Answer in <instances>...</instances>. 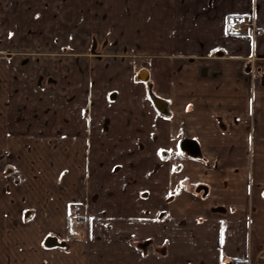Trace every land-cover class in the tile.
Segmentation results:
<instances>
[{
  "label": "crops",
  "instance_id": "1",
  "mask_svg": "<svg viewBox=\"0 0 264 264\" xmlns=\"http://www.w3.org/2000/svg\"><path fill=\"white\" fill-rule=\"evenodd\" d=\"M0 264H264V0H0Z\"/></svg>",
  "mask_w": 264,
  "mask_h": 264
},
{
  "label": "built area",
  "instance_id": "2",
  "mask_svg": "<svg viewBox=\"0 0 264 264\" xmlns=\"http://www.w3.org/2000/svg\"><path fill=\"white\" fill-rule=\"evenodd\" d=\"M230 24L232 26L235 25V27L232 29V31L234 33H240V24H239L238 20L232 19V20H230Z\"/></svg>",
  "mask_w": 264,
  "mask_h": 264
},
{
  "label": "water",
  "instance_id": "3",
  "mask_svg": "<svg viewBox=\"0 0 264 264\" xmlns=\"http://www.w3.org/2000/svg\"><path fill=\"white\" fill-rule=\"evenodd\" d=\"M57 240L55 238H49L46 242V245H51L52 242H56Z\"/></svg>",
  "mask_w": 264,
  "mask_h": 264
}]
</instances>
